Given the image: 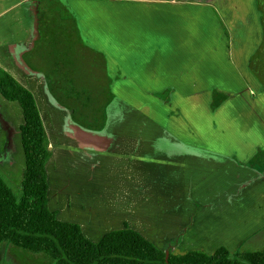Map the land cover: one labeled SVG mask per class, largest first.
I'll list each match as a JSON object with an SVG mask.
<instances>
[{
  "label": "rangeland",
  "instance_id": "obj_1",
  "mask_svg": "<svg viewBox=\"0 0 264 264\" xmlns=\"http://www.w3.org/2000/svg\"><path fill=\"white\" fill-rule=\"evenodd\" d=\"M128 1L131 0H67V2L42 0L37 18L40 17V22L55 33L62 30L60 28L62 25L58 23L59 17H67L71 21L69 26L73 29L72 33L75 34L69 11L75 10L76 5H82V10L86 12L93 11L94 7V10L107 13L112 12L110 10L118 5L122 8ZM173 1L185 2L188 6L196 4L194 14L190 12V18H186V21L190 37H193V44L197 47L188 52L194 63L190 82L182 81L186 72L183 70L177 77L178 81L158 83L161 87L174 85L175 89L176 86L179 88L177 93L165 91L160 97L163 101L154 97L156 89L151 90L146 86L142 89L129 88V86L124 89L120 84L123 83L121 81L123 75L118 73L108 75L104 66L93 68L78 64L72 43L65 42L68 38L66 34L63 35V31L52 36L50 46L48 42L43 47L39 44L26 59L33 68L45 75H49L53 69V75H49L48 89L58 103L73 113L75 121L81 122L84 119L79 113L80 108L76 102L86 108L89 103L88 96L98 98L95 107L88 109L89 114H94L96 124L95 129L85 128L90 130L89 133L103 135L105 133L103 128H107L106 124L110 123L140 124L148 128L149 138L161 137L166 133L169 137L191 145V148L185 150L197 155H203V150H206V153H211L212 165L217 167L220 164L222 173L218 172L219 167H217L209 176L212 178L211 181L215 182L212 181L208 186L204 184L203 187L196 181V192L181 193V204H184V208L190 206L186 203V196L196 199L195 206L186 209L189 210L187 213L179 212L174 218L177 222L175 227L165 228V234L161 236H164L163 239L165 238L166 241L164 243L161 239L159 241L164 249L175 253L186 252L190 248L198 247L202 242L207 244L204 250L207 254H213L221 246L229 248L231 254H235L240 249L251 252L262 250L264 248V0ZM66 5L67 9L64 8ZM208 7L222 9L226 17L228 15V21L226 20L228 25L221 27L219 21H210L207 14ZM121 8L119 10H122ZM181 13L188 14L187 11ZM23 15L25 16L24 13ZM23 15L14 0H0V59L5 55H15L14 48L28 46L30 43L26 27L28 20ZM191 15L196 16L195 21ZM200 16L204 20L202 24L197 19ZM91 21V18L84 19L86 29L87 26H92ZM98 25L107 24L101 20ZM87 34L89 37L92 35L90 29ZM40 35L42 36L43 33L41 32ZM75 38L77 40L76 35ZM225 38L228 42L227 49L224 48ZM67 43L70 49H66ZM59 46L62 52L58 50ZM62 53H70L72 61L66 67V74L62 73L63 68L57 65L63 63L55 59L58 56L63 58ZM217 73L219 76L216 75ZM214 88H220L222 91ZM14 105L17 104L8 103L0 98V172L12 169L17 172V178L10 175L8 181L13 185L17 197H20L22 180L19 178L23 177L25 162L19 133L22 113L17 114ZM220 138L227 141L223 142L227 144L226 150L225 146L220 147L219 144H215L214 140ZM203 139H211V146H200L204 142L201 141ZM230 141L233 143L231 144ZM9 149L14 153L8 154ZM225 155H227L225 162L217 161L220 158L223 161ZM10 156L16 161L13 168L9 165L12 159ZM62 161L63 159L56 157L48 165L50 185V180L55 177L52 170L58 171L57 166L62 164ZM94 162L95 167L91 164H82L69 171L74 184L72 192L77 193L76 183L85 184L86 179L96 174L94 181L98 180V186L103 190L111 188L112 185L123 186L118 181V176L123 177L119 171H124V167L116 171V165L108 162L107 158ZM155 170L154 168V175ZM195 174L198 176L201 172L197 171ZM157 175H151L149 181L150 179L153 181V178L155 180ZM165 175H162V180L174 179ZM87 188L81 191L80 196L83 199L90 200L94 197L99 200L109 197L110 200L105 201L107 204L115 203L120 206L125 204L124 200L119 201L114 192L93 193ZM167 199L168 196L165 195L161 197L152 195L143 198L140 200L143 203L134 207L137 213L140 211L137 217L144 219L145 227L150 229L148 231L150 237L146 236V239L152 243H154L151 238L152 232L157 230V227L151 225L153 224L151 220L153 217L161 216L162 207L165 208ZM67 214L74 213L67 212ZM163 214L165 216V212ZM93 239L96 240L97 237ZM184 239L190 240H188L190 245L187 247ZM0 264L54 263L45 255H35L10 244H1Z\"/></svg>",
  "mask_w": 264,
  "mask_h": 264
},
{
  "label": "crops",
  "instance_id": "obj_2",
  "mask_svg": "<svg viewBox=\"0 0 264 264\" xmlns=\"http://www.w3.org/2000/svg\"><path fill=\"white\" fill-rule=\"evenodd\" d=\"M14 1L20 9L21 15L24 13L28 20V22L26 20L25 22L28 28V40L30 43L28 46L14 48L13 50H16L15 55H5L0 59V67L24 88L29 90L35 98L51 152V157L45 166L48 183L47 205L49 210L55 213L58 221L78 225L83 236L92 243H98L107 233L122 230L126 226L150 242L146 239V236H149L148 231L150 229L145 227L146 223H144V219L137 217L140 211L137 213L134 207L138 206L139 203H143L140 200L146 199L148 196L155 195L156 197H161L165 195L168 196L165 208L162 207L165 216L164 212L161 211L160 217L152 218L153 224L151 223V225H155L157 230L152 232L151 238L154 243H150L157 249L161 248L159 249L160 251L164 253L170 252L173 255H183L190 251H200L207 254L204 251L207 248V244H203L202 242L196 248L193 247L186 252L175 253L169 249H164L159 241L160 239L162 243L166 241L165 238L163 239L164 236L162 237L161 235L165 234L166 227H175L177 222L174 218L178 216L180 211L187 213L189 210L186 209L195 206L196 199L186 196V203L190 206L184 208V204H181V193L196 192V181L199 182V185L202 184L203 187L204 184L205 186H208L209 183L212 184L214 180L211 181L212 178H209V176L217 167H219L217 169L219 170L218 172L222 173L223 169L220 164L217 167L212 165L211 153L208 154L204 151L203 155H197L192 151L185 150V148H191V145L186 144L182 140L171 138L166 133L161 137L149 138L148 128L144 125L128 122L110 123L106 124L108 125L107 128H103V131H105L103 135L89 133L88 131L90 130H85V127L80 122L74 120L73 113L58 103L48 89L49 75H53V69L49 75H45L33 68V65L26 59L28 55L36 50L39 44H42L43 47L48 42L50 46L52 36L61 31L64 32H61L63 35L66 34L65 36L72 43V49L75 52L81 49L82 34L78 27L83 26V6L76 5L74 7L75 10L70 7L72 10L69 12L72 15L71 19H73L75 34L72 33L73 29L69 26L71 23L70 19L67 17L60 18L61 16L59 17V21L68 20V27L64 28L61 26L62 30L54 33L51 28L49 30V28L40 22V17L37 18V15L40 14V1L42 0H37V4L35 5L32 4V0ZM65 1L67 2V0ZM192 5L188 6L185 2L175 3L173 0H131L126 2L122 8L118 5L115 9L110 10L112 12L103 13L95 11V15L98 20L100 19L103 23L107 24V27H111V31L108 32L109 34L114 33L124 38L127 45L123 48L124 50L130 53L142 50L151 52L150 59L140 66L136 74V79H139L140 82L141 80L148 83L175 82L178 81L177 77L183 70H186V72H184L182 81L190 82L192 80L190 78L191 71L194 70V63L192 62V58L189 57L188 52L197 47L193 44V37H190L186 21V18H190V12H192V15L194 14L196 4ZM64 8L67 9V5ZM119 8L123 11L119 10ZM207 9L210 21H219L221 27L228 25L226 22L228 15L226 17L222 9L219 10L213 7H208ZM185 11L188 14L181 13ZM195 17L194 15L192 18L194 21L196 20ZM40 31L43 33L42 36L40 35ZM75 35L77 36V40ZM73 39L76 41L74 40L73 42ZM138 44H142L143 46ZM225 45L224 48L227 49L228 42L226 38ZM66 49L70 48L66 47ZM58 50L61 51L60 46ZM66 54L62 53L63 58L59 56L55 58L63 63V65L60 63L57 65L63 68L61 72H64V74H66L67 65H70V62L72 63L70 53ZM68 58L69 61H67ZM75 59L78 61L76 55ZM53 63L55 64V62ZM216 75L219 76L218 73ZM132 80L130 79L127 82L126 80H121L123 83L120 82V84L121 86L123 85L124 89L128 86L132 88ZM220 80L222 79L220 78ZM176 88V92H178L179 88L177 86ZM169 89L173 90L175 86H160L159 91ZM56 92L59 94L58 90ZM0 98L2 97L0 96ZM13 107L17 114L22 113L18 104ZM62 115L64 116L62 117ZM21 118L23 124V117ZM202 144L200 145L202 147L208 146L206 142H202ZM9 150L8 154L13 152L11 149ZM56 157L63 159V161L62 164L57 166L58 171L52 170L55 177L53 179L50 177V185L47 167ZM11 158L12 156H10ZM101 158H107L108 162L114 163L117 168L116 171L124 167V171H119L123 177L118 176V181L123 186L112 185L111 188L103 190L98 186V180L94 181L96 174L86 179L85 184L82 182L76 183L77 193L72 192L74 184L71 181L69 171L82 164H91L92 167H95L94 161ZM226 158L227 156L225 155L223 161L221 158L217 161L220 163L225 162ZM15 162L12 158L9 164L11 168L15 166ZM154 168L156 169L155 175H158L155 177V180L153 178V181L151 179L149 181L151 175L155 176L153 174ZM24 170L25 162L23 172ZM197 171L201 172L198 176L195 174ZM1 173H3L7 180H9L10 175L15 179L17 178V172L13 169L5 170ZM163 174H166L165 177L174 179L164 178L162 180ZM19 179L22 180L23 177ZM199 185L198 188L200 189ZM86 187L93 193L100 191L114 192L119 201L122 202L124 200L125 204L123 206L115 203L114 205L107 204L105 201L110 200L108 195H105L108 198H100L99 200L94 197L90 200L87 198L83 199L80 195L82 189ZM126 187L128 188L124 190ZM67 212L74 214L70 215ZM94 237H97V239L94 240ZM188 238L191 239V237ZM188 240L184 239L186 247L190 245ZM225 248L230 252L229 248Z\"/></svg>",
  "mask_w": 264,
  "mask_h": 264
},
{
  "label": "trees",
  "instance_id": "obj_3",
  "mask_svg": "<svg viewBox=\"0 0 264 264\" xmlns=\"http://www.w3.org/2000/svg\"><path fill=\"white\" fill-rule=\"evenodd\" d=\"M58 23L68 27V20ZM65 47L70 48L68 43ZM0 96L17 103L22 110L19 131L25 159L20 197L0 172V245L10 244L45 255L54 264H264V248L255 252L239 250L235 254L225 247H219L212 255L200 251L164 253L127 226L107 233L98 243L88 241L78 225L58 221L48 208L45 166L51 152L33 94L0 67ZM97 99L88 96L86 108L76 102L85 128H96L94 114H89L88 109L95 107Z\"/></svg>",
  "mask_w": 264,
  "mask_h": 264
},
{
  "label": "flooded vegetation",
  "instance_id": "obj_4",
  "mask_svg": "<svg viewBox=\"0 0 264 264\" xmlns=\"http://www.w3.org/2000/svg\"><path fill=\"white\" fill-rule=\"evenodd\" d=\"M82 1H85V0H82ZM32 4L34 5L37 4V0H32ZM93 8H92L93 11L91 12L83 11L84 13L83 22H82L83 26L78 27L80 30V33L82 34V48L78 49V51L75 52V55L78 57V64H82V65L93 67V68L104 66L106 67V70L108 71L107 72L108 75H110L111 73L122 74L123 75L122 80L124 81L126 80V82L129 81L130 79H133L131 81V84H132V87H134L135 89H142V88H145V86L151 90L158 89L153 95L156 99L160 101H163L162 98L160 97L162 94H164L165 91H168V92L171 91L172 93L176 92V89L159 91V88L161 85H158L157 82L148 83L142 80L140 82L139 79H136L137 77L136 74L138 73L140 66L144 64L148 59H150L151 52L142 50V51H133L130 53L124 50L123 48L127 46L126 42L124 41V38L120 37V35L117 36L114 33L109 34L108 32L111 31V27H107L106 25L99 26L98 23L101 22V20L100 19L98 20L96 18L95 11L97 10H94ZM89 18L92 19L91 21L92 26H87V29H86L84 26V19H89ZM197 19L199 23L201 24L204 21L203 17L201 18V16L198 17ZM89 29L92 32V35L90 37L87 34ZM188 32L190 31L188 30ZM138 45L143 46L142 44H138ZM125 76H126V79H125ZM113 82H115V80ZM106 88H107V85H106ZM214 89L217 91L221 90L220 88H214ZM234 92L239 94V92L237 91H234ZM212 94H213V91H212ZM231 129L233 130L235 128H231ZM236 130H239V129H236ZM201 141L207 142L208 146H211V142H212L211 139H207V140L203 139ZM214 142L216 145L219 144L218 146L220 147L225 146V150H226L227 144L223 143V142H227L226 140L220 138V139H215ZM230 143L232 144L233 142L230 141ZM204 151L206 152V150H203V152Z\"/></svg>",
  "mask_w": 264,
  "mask_h": 264
}]
</instances>
